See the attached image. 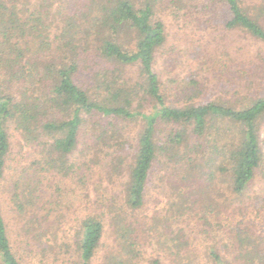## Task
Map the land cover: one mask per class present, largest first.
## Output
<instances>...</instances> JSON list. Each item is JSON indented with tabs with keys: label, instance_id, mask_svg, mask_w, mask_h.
Segmentation results:
<instances>
[{
	"label": "trees",
	"instance_id": "trees-1",
	"mask_svg": "<svg viewBox=\"0 0 264 264\" xmlns=\"http://www.w3.org/2000/svg\"><path fill=\"white\" fill-rule=\"evenodd\" d=\"M177 2L195 23H218L264 48V0ZM156 5L80 0L63 10L59 0H0V186L7 183L10 206H0V264H140L152 241L158 254L148 264H163L166 250L172 263L192 264L177 223L204 200L203 213L218 211L208 196L215 182L221 201L243 198L263 168L264 95L201 101L197 81L163 82ZM15 135L31 162L12 156ZM161 172L170 173L172 194L164 223L153 216L147 227L138 216ZM62 179L80 186L90 205L69 235L44 222L51 185ZM203 186L210 191L202 194ZM239 237L245 264H264V243ZM205 259L232 264L214 247Z\"/></svg>",
	"mask_w": 264,
	"mask_h": 264
},
{
	"label": "rangeland",
	"instance_id": "rangeland-1",
	"mask_svg": "<svg viewBox=\"0 0 264 264\" xmlns=\"http://www.w3.org/2000/svg\"><path fill=\"white\" fill-rule=\"evenodd\" d=\"M77 1L80 0H59V4L65 10L68 8L67 4ZM177 1L153 0L158 8H156V18L160 19L165 27V43L156 58V70L162 81L169 83L175 80L180 84L197 81L201 101L219 98L223 102L239 104L245 98L264 95L263 46L253 42L243 33L225 31L218 23L204 25V19L195 23L189 10L183 8ZM245 1L252 6L259 4L261 0ZM57 10L63 12L58 8ZM55 18V21L59 22L61 15H56ZM261 23L264 27V19H261ZM53 26H57V23ZM123 128L125 131H134L135 127L133 124H128ZM259 136L264 168V119L261 122ZM11 143L12 156L17 157L18 160L24 155L26 158H23V162H26L29 152L27 154V149H21L19 146L21 145L19 136L15 135ZM32 160V157H29L28 161ZM263 168L257 172L243 198L227 197L226 200L221 201L220 194L224 193V188L220 182H215L216 191L208 196H211L210 200H214V203L218 205V211H215L213 215L208 212L203 213L201 207L206 204L204 200L184 216V221L177 223L179 229L184 232L188 245L186 251L196 257L192 264H211L205 259V252L210 247H214L222 258L229 260L232 264H245L241 257L244 254L239 237L241 232L250 233L264 243ZM169 174L167 172L164 177L161 172L159 179H154L144 208L138 216L147 227L153 216L158 222L164 223L163 217L166 215L165 210L168 208L172 194L169 184L173 179L169 178ZM93 182L90 181L87 185L90 189L89 197L93 195L91 193V189L94 188ZM53 184L56 188L51 185L49 193L53 196L50 197V203L43 212L47 216L43 221L50 224L58 223L64 228L66 235L72 234V229L69 227L76 225L79 218L88 214L90 205L84 204L86 199L83 197L84 191L82 192L80 186H75L69 181L65 182L63 179L53 181ZM117 187L118 185H114L113 188L118 190ZM208 190L209 188L206 189L203 186L202 194H206ZM214 194H218L219 198ZM7 200V183H5L0 186V206L5 212L9 211L10 207ZM165 223L169 224L168 220ZM66 242L71 245L69 239ZM153 244H155L154 241H152V247ZM152 247H145L140 264H148V258L158 254L154 251L155 245L154 249ZM169 252V250L159 252L163 264H175L168 256ZM47 261L49 264L52 263L51 260Z\"/></svg>",
	"mask_w": 264,
	"mask_h": 264
}]
</instances>
